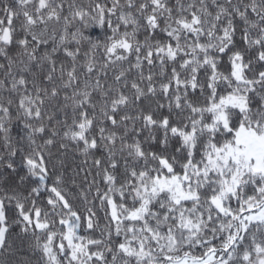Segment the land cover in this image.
Wrapping results in <instances>:
<instances>
[{
	"label": "snow or ice",
	"instance_id": "snow-or-ice-1",
	"mask_svg": "<svg viewBox=\"0 0 264 264\" xmlns=\"http://www.w3.org/2000/svg\"><path fill=\"white\" fill-rule=\"evenodd\" d=\"M0 149L34 185L0 195V256L17 226L40 264H264V0H0Z\"/></svg>",
	"mask_w": 264,
	"mask_h": 264
},
{
	"label": "trees",
	"instance_id": "trees-1",
	"mask_svg": "<svg viewBox=\"0 0 264 264\" xmlns=\"http://www.w3.org/2000/svg\"><path fill=\"white\" fill-rule=\"evenodd\" d=\"M85 2H87V0H85ZM89 31L91 32L93 37H100L102 35L101 29L99 28L89 29ZM140 38L143 39V36H141ZM11 135L13 137L14 142H18L17 147H22L24 153H27L29 151L28 142L26 139H20L24 135L22 125L14 121ZM37 143H40V141L38 140ZM2 152L3 150L0 149V154H2ZM52 152L53 157L49 158L48 160L50 172V179L48 180V183L51 184L52 180L55 178V175L59 174L60 172H63L65 174L66 191H68L69 198L73 201L74 206L78 208L81 212H83L86 208V205L83 199L80 198L78 195L79 188L73 185V180L76 181V185L83 184L84 173L81 172L79 176L75 175V173L79 171V168L83 167V157L80 156L78 152L74 151L73 148H70L68 151L64 152L62 156H60L56 152L55 148L52 149ZM21 155L22 153H18V155L13 158L16 164V172L12 173L11 176L14 177V179H9L7 184H5L3 180H0V195L3 194L4 190H7L9 193L15 190L18 194L21 195V198H23V196L28 195L31 190V187L34 186L31 183V178H28L23 184L19 183V177L26 175V169L21 163ZM58 160L63 161V166L58 163ZM53 165H55V167H53ZM5 176L7 177L8 173H5ZM89 179H91V177H89ZM84 188L86 190L87 186L84 185ZM45 198L46 194H42V196L37 199V205L43 206L45 203ZM89 199H91V196H89ZM30 203L31 201H29V204ZM96 203L98 205V202ZM7 214L10 218L11 223V221L15 218L16 215L14 211V205L9 207ZM97 216L99 217L100 225L103 226L105 224L104 213L99 211L98 207ZM81 231L82 234H84L83 229ZM96 235L98 236L99 234L96 233ZM32 242L33 240L30 236L28 238H23V234H20L19 227L13 226L9 235V243L11 244V250L5 256H0V260L6 259L8 261V264H17V262L23 257L29 259L31 261V264H40L39 252L33 251L29 247V244H31Z\"/></svg>",
	"mask_w": 264,
	"mask_h": 264
}]
</instances>
